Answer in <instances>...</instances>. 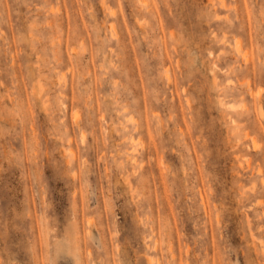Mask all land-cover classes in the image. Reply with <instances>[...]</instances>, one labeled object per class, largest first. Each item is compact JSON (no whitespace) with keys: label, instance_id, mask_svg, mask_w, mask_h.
<instances>
[{"label":"rangeland","instance_id":"374dc122","mask_svg":"<svg viewBox=\"0 0 264 264\" xmlns=\"http://www.w3.org/2000/svg\"><path fill=\"white\" fill-rule=\"evenodd\" d=\"M140 3L0 0V264H261L264 0Z\"/></svg>","mask_w":264,"mask_h":264},{"label":"bare ground","instance_id":"6f19581e","mask_svg":"<svg viewBox=\"0 0 264 264\" xmlns=\"http://www.w3.org/2000/svg\"><path fill=\"white\" fill-rule=\"evenodd\" d=\"M135 2H136V5H137L138 9H140V7L142 6L141 3H144L143 1H141V3H140V0H134V3H135ZM150 6H151V5H150ZM144 7H145V6H144ZM145 8H146V7H145ZM138 9H137V10H138ZM148 11H150V12H154V10H153L152 8H150V7H148ZM151 14H154V13H151ZM144 30L147 32V31H148V27H147V26H144ZM236 50H237L238 52H240V55L245 59V61H246V60L248 61V57H245V55H244V54H245L244 51L241 52L242 49L240 50V48H238V46H237V47H236ZM242 53H243V54H242ZM161 58H163V57H161ZM164 58H165V57H164ZM246 58H247V59H246ZM176 59H177V58H176ZM157 60H158V59H157ZM177 60H178V59H177ZM177 60H176L177 63L175 62L176 64H178V61H177ZM164 61H166V59H165ZM247 61H246V62H247ZM165 64H166V63H165ZM163 68H164V67H163ZM166 68H167V66H166L164 69H166ZM163 71H164V70H163ZM166 71H168V70L166 69ZM164 72H165V71H164ZM171 73H172V72H171ZM167 75L169 76V74L166 73L165 76H167ZM168 76H167V78H168L167 80H170V81H171L172 79H170V77H168ZM171 76H172V74H171ZM172 78H173V77H172ZM167 80H166V81H167ZM178 81H180V80H178ZM178 81H177V82H178ZM177 82H176V83H177ZM169 83H170V82H169ZM176 83H175V84H176ZM39 84H40V83H39ZM171 84H172V83H171ZM175 84H174V85H175ZM41 87H42V86H41ZM183 88H184V87H183ZM39 93H40V92H39ZM144 96H145V95H144ZM143 99H144V98H143ZM254 99H256V98H254ZM148 100H149V99H148ZM137 103H138V102H137ZM127 104H128V103H126V102L123 103V105H122V109H123V107L125 108V106H127ZM130 104H131V103H130ZM149 104H151V103H149ZM150 108H151V105H150ZM123 110H124V109H123ZM260 113H261V110H260ZM158 115H159V114H158ZM144 117H145V116H144ZM159 117H160V115H159ZM145 119H146V118H145ZM231 119L233 120V118H231ZM158 121H159L158 123L160 124L159 129H161L163 125H162V123H161V121H160V118H159ZM173 121H174V120H173ZM141 122H142V121H141ZM136 123H137V122H135V124L133 125V130H135L137 133H140V132L142 133V132H143V131H142L143 129H142V128H139L140 126H137V127H136ZM143 123H145V122H143ZM138 125H139V124H138ZM187 125H188V124H187ZM143 127L145 128V130H146L147 132L150 131V129H149L150 127L147 126V123H145V126H143ZM163 127H164V126H163ZM163 129H164V128H163ZM179 129H180V128H179ZM131 130H132V128H131L130 130H126V133L128 134L129 142H130V140H132V141L135 142L136 137H135V139H133V138H134V133L132 132L133 130H132V131H131ZM164 130H165V129H164ZM180 130H182V129H180ZM159 131H161V130H159ZM182 131H183V130H182ZM188 131H189V130H188ZM163 132H164V131H163ZM244 132H245V135L248 133V132H246V131H244ZM157 133H158V132H157ZM183 133H184V131H183ZM153 134H154V133H153ZM248 134H249V133H248ZM248 134H247V135H248ZM142 135H143V134H142ZM147 135L150 136L151 134L148 133ZM159 135H160V134H159ZM159 135H158V136H159ZM181 135H182V134H181ZM185 135H186V134H185ZM136 136H138V135H136ZM189 136H190V135H189ZM139 137H140V135L138 136V140H139ZM156 137H157V136H156ZM250 137H251V140H252L253 142H256L255 139L252 138V136H250ZM150 138H151V136H150ZM153 138H154V137H153ZM136 140H137V139H136ZM151 140H152V139H151ZM132 141H131V142H132ZM140 141H142V140H140ZM145 141H146V140H145ZM142 142H143V141H142ZM131 144H132V143H131ZM141 144H142V143H141ZM141 144H140V145H141ZM156 144H157V142L152 141V144H151V145H152L153 149L151 150V148H152V147H151V148H150L149 150H147V151H148L149 153H151V154H152V153L155 154V159H154V161H155V163L157 164V166H160L161 164H163V163H162L163 161H162V159H161V155H160L159 152H158V150L160 149V147H159V149L157 150V145H156ZM148 145H149V144H147V146H148ZM252 145H254V143H251V146H252ZM255 145H256V144H255ZM149 146H150V145H149ZM159 146H160V145H159ZM142 147H145V145L142 146ZM253 147H256V146H253ZM147 149H148V148H147ZM164 150H165V149H164ZM143 153H144V152H143ZM145 153H146V152H145ZM145 153H144V154H145ZM160 153H164V152H161V151H160ZM144 154H143V155H144ZM153 154H152V157H153ZM130 156H131L132 160H137V158H138L137 155L135 156L134 154H131ZM164 156H166V155L163 154V158H164ZM143 158H144L143 156L139 157V159H140L139 162H140V163L143 161ZM152 160H153V158H152ZM143 162H144V161H143ZM246 164H248V165L250 164V162H248L247 159H246ZM259 167H260V166H259ZM259 167L257 168V170L259 169ZM260 170H261V167H260ZM259 172H260V171H259ZM261 172H262V170H261ZM141 173H142V172H141ZM151 174H152V173H151ZM149 176H150V175H149ZM262 178H264V177H262ZM127 180H128V179H127ZM147 180H148V178H147L146 176L140 175V176L137 178L136 181H137L138 183H141V184L144 185V184L147 182ZM261 180H264V179H261ZM128 181H129V180H128ZM128 181H127V182H128ZM201 181H202V180H201ZM150 182H151V180H150ZM158 182H159L160 187H163L162 190L164 191L165 183L163 182L162 174H159V175H158ZM198 182H199V181H198ZM261 182H262V181H261ZM263 182H264V181H263ZM129 183H130V182H129ZM129 183H128V184H129ZM198 185L200 186V184H198ZM147 186H148V185H147ZM199 186H198V188L200 189ZM160 191H161V190H160ZM262 191H264V185H262ZM199 192H200V191H199ZM201 192H202V191H201ZM200 194H202V193H200ZM161 195H163V194H161ZM205 195H206V194H205ZM151 197H152V196H151ZM200 197H201L200 199H201L202 202L204 203V196L202 197V195H200ZM150 199H151V198H150ZM164 199H165V198H164ZM150 202H151V201H150ZM202 202H201V204H202ZM207 203H208V202H207ZM207 205L209 206V204H207ZM207 205H206V206H207ZM202 206H203V208H204V207H205V203L202 204ZM207 208H208V207H207ZM205 209H206V208H205ZM208 209H209V208H208ZM206 210H207V209H206ZM206 210H205L204 213H206V219L208 220V218H207V211H206ZM263 211H264V210H263ZM210 213H211V212H210ZM262 214H263V213H262ZM216 216H217V215H216ZM191 218H192V217H191ZM194 218H195V217H194ZM209 218H210V216H209ZM210 219H211V218H210ZM218 219H219V218H218V216H217V220H218ZM195 223H196V222H195ZM209 223H212V222L210 221ZM207 224H208V223H207ZM211 226H212V225H211ZM211 228H212V227H211ZM212 229H213V228H212ZM263 229H264V228H263ZM263 229H262V230H263ZM200 231H201V230H200ZM205 232H206V231H205ZM208 234H210V233H208ZM171 236H172V233H171V232H168V235H167L166 237H167V239H168V238H170ZM206 236H207V235H206ZM209 236H210V235H209ZM203 239H204V238H203ZM168 240H169V239H168ZM168 240H167V241H168ZM170 240H171V239H170ZM177 240H179V237H177ZM215 241H216V240H215ZM170 242H171V241H170ZM202 242H203V240H202ZM205 242H206V240H205ZM156 243H157V241H156L154 244L156 245ZM167 244H168V242H167ZM170 244H172V243H170ZM179 244H180V243H179ZM179 244H178V246H179ZM168 245H169V244H168ZM170 246H171V248H170ZM178 246H177V247H178ZM188 246H189V245H187V248L185 249L184 252L188 251ZM212 246H213V245H212ZM181 248H182V247H181ZM189 248H190V247H189ZM203 248H204V247H203ZM166 249H167V246H166ZM166 249H165V250H166ZM179 249H180V248H179ZM206 249H207V246H206ZM167 250H168V254H167V255L173 256V257L171 258V261L174 260V256H175V254H174L173 251H172V245H169V247H168ZM210 250H211V249H210ZM179 252H180V251H179ZM204 253H205V251H204ZM217 253H218V252H217ZM173 254H174V255H173ZM180 254L183 255V253H180ZM178 255H179V254H178ZM205 256H206V255H205ZM209 256H211V255H209ZM168 258H169V257H168ZM179 258L181 259V256H179ZM206 258H207V257H206ZM210 258H211V257H210ZM212 259H214V258H212ZM177 260H178V259H177ZM207 260H208V258H207ZM168 261H169V260H168ZM220 261H221V260H220ZM148 262L151 263L150 259H148ZM173 262H174V261H173ZM186 262H187V261H186ZM181 263H182V262H180V264H181ZM206 263H207V262H206ZM203 264H204V263H203ZM218 264H219V263H218Z\"/></svg>","mask_w":264,"mask_h":264},{"label":"clouds","instance_id":"9594fccd","mask_svg":"<svg viewBox=\"0 0 264 264\" xmlns=\"http://www.w3.org/2000/svg\"><path fill=\"white\" fill-rule=\"evenodd\" d=\"M217 236L218 244L231 254V259L227 261V264H241L240 242L237 239L238 233L233 230L230 213H223V220L217 225ZM258 256L260 257L261 264H264V241L260 242Z\"/></svg>","mask_w":264,"mask_h":264}]
</instances>
